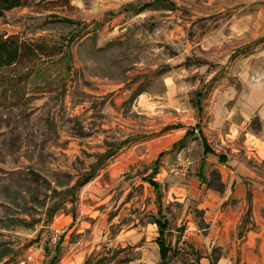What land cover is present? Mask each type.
<instances>
[{
    "label": "rangeland",
    "instance_id": "374dc122",
    "mask_svg": "<svg viewBox=\"0 0 264 264\" xmlns=\"http://www.w3.org/2000/svg\"><path fill=\"white\" fill-rule=\"evenodd\" d=\"M165 1L28 0L0 19V35L58 48L0 100V264H48L57 245V264H160L154 167L167 264H200L209 236L215 263L249 231L264 255V208L250 220L216 159L199 173L198 136L222 153L210 114L264 91V0ZM228 208L243 210L222 230Z\"/></svg>",
    "mask_w": 264,
    "mask_h": 264
},
{
    "label": "crops",
    "instance_id": "0c3cea01",
    "mask_svg": "<svg viewBox=\"0 0 264 264\" xmlns=\"http://www.w3.org/2000/svg\"><path fill=\"white\" fill-rule=\"evenodd\" d=\"M257 92L258 96L256 95L252 104L246 107L245 114H210L211 120L208 122L207 131L214 136L215 145L218 142L226 150L218 154L210 141L205 140L213 152L206 157L210 156L216 161H218L219 155L225 158L222 163L218 161V166L225 172L224 183L230 182V186L233 188V197L241 201L240 205L245 207L246 213L248 209L250 210L251 221L262 222L263 218L260 217V214L264 208V175L259 172L258 167L264 165V111L250 114L252 109L257 107V103L261 104L260 101L263 97L261 94L264 91L258 88ZM204 160L202 161L201 158L202 164L200 162L199 173L202 171ZM226 192H229V189ZM242 210L228 208L227 212H217V219L221 221L222 230L234 229L241 217ZM217 213L214 212L215 215ZM250 233L251 231L247 234L249 237L246 239L236 242L229 240L226 247L221 246L222 243L216 244L215 247H223V250L214 264H264V255L261 254L257 246V240L250 237ZM206 241L201 239V245L197 242L196 249L201 255L200 264L211 262L208 253H210V247H214V241L210 236Z\"/></svg>",
    "mask_w": 264,
    "mask_h": 264
},
{
    "label": "trees",
    "instance_id": "16d2710c",
    "mask_svg": "<svg viewBox=\"0 0 264 264\" xmlns=\"http://www.w3.org/2000/svg\"><path fill=\"white\" fill-rule=\"evenodd\" d=\"M28 0H0V19H3L6 13L14 10L25 7ZM151 4H147L144 7H148L152 4H162L165 3V0H151ZM142 7L141 9H144ZM142 11V10H141ZM60 22L66 24H73L69 20H59ZM52 49L58 48H49L46 44H30L23 42L17 36L5 37L0 35V100H7L8 97H15L18 92L19 86L24 85L29 80V77L32 74L33 69H36L39 65L46 62L41 61L43 58H50L53 53ZM60 52V51H59ZM69 60V54H64L58 62H65ZM200 101L201 95L197 94L195 97V107L198 112H200ZM2 103V102H0ZM12 106L16 105L15 102H12ZM1 105V104H0ZM193 131L186 132L184 137L177 143L172 146V149L176 147H181L185 140L188 137H192ZM198 136L202 145V161L208 154H213L208 144L206 143L205 138L202 136L201 132L198 133ZM162 154L159 155L157 161L160 160ZM219 162H224L225 158L221 155L218 156ZM202 164V162H201ZM157 173V167H154L152 174L147 178V182L153 188L156 197V207H157V217L153 221L158 229V236L155 240L158 247L159 253V262L160 264H167L171 255L170 247L165 242V234L168 232L169 222L166 216L163 214L161 209V192L158 184L153 181L154 175ZM248 198V196H247ZM250 210L248 209L247 215ZM53 257L50 259L48 264H57L58 256L60 254V247L57 245L53 252ZM84 264H88L86 261ZM209 264H214L211 261Z\"/></svg>",
    "mask_w": 264,
    "mask_h": 264
}]
</instances>
